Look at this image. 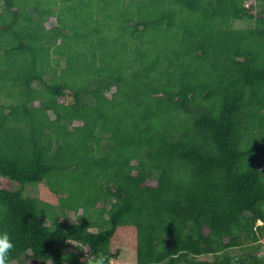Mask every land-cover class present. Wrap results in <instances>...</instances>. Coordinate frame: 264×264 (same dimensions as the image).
I'll list each match as a JSON object with an SVG mask.
<instances>
[{"label":"trees","instance_id":"16d2710c","mask_svg":"<svg viewBox=\"0 0 264 264\" xmlns=\"http://www.w3.org/2000/svg\"><path fill=\"white\" fill-rule=\"evenodd\" d=\"M0 232L6 264H264V0H0Z\"/></svg>","mask_w":264,"mask_h":264},{"label":"rangeland","instance_id":"374dc122","mask_svg":"<svg viewBox=\"0 0 264 264\" xmlns=\"http://www.w3.org/2000/svg\"><path fill=\"white\" fill-rule=\"evenodd\" d=\"M253 6H255V5H253ZM250 26H253L250 21H246V22L245 21H236L234 23L235 28H247ZM109 96H110V94L108 95V97ZM1 183L4 184L5 182L1 181ZM14 187H16V186H14ZM31 187L32 188L27 189L28 195L38 197L42 201L48 203L51 207L56 208L58 214H60V215L64 214L63 216L66 217L67 219H69L70 222L76 221L77 215H75L73 212L68 211V212L61 213V211L63 212L65 210H62V209L60 210V208L57 206L56 198L48 191V189L45 187L44 184H38V185L31 186ZM80 214H81V211H79L78 215H80ZM232 254L238 255V254H240V252L235 251ZM27 255L29 256L30 254L28 253ZM203 259H206L208 261L212 260L211 257H204ZM28 260H30V259H28ZM115 262L119 263V264H135V257H134V254H132V252L122 249L120 251L118 259L116 261H110V264H115Z\"/></svg>","mask_w":264,"mask_h":264},{"label":"clouds","instance_id":"9594fccd","mask_svg":"<svg viewBox=\"0 0 264 264\" xmlns=\"http://www.w3.org/2000/svg\"><path fill=\"white\" fill-rule=\"evenodd\" d=\"M13 246L9 235L6 232H0V264H6ZM97 264H99V261H97Z\"/></svg>","mask_w":264,"mask_h":264}]
</instances>
